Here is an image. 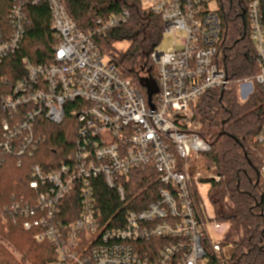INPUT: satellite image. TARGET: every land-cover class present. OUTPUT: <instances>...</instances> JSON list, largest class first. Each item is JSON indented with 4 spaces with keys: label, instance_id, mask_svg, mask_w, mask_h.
<instances>
[{
    "label": "built area",
    "instance_id": "2783aa9c",
    "mask_svg": "<svg viewBox=\"0 0 264 264\" xmlns=\"http://www.w3.org/2000/svg\"><path fill=\"white\" fill-rule=\"evenodd\" d=\"M6 1L11 26L0 28V63L24 40L30 24L26 5L47 4L58 44L50 65L24 60L26 77L12 94L0 97V171L6 156L21 159L38 151L45 141L36 135L39 120L78 122L69 160L51 173L33 166L34 202L23 199L10 208L24 217L26 231H38L35 241L55 247L53 264H229L235 251L225 242L229 226L217 222L208 199L207 181L219 178L208 170L211 145L196 132L193 115L202 96L232 84L221 64L215 0H142L161 17L164 34L176 39L169 51L151 54L154 77L141 75L156 83L151 102L141 82L126 77L98 44L130 19L129 10L82 30L63 0ZM246 12L258 73L241 82L245 99L255 85L264 91L261 0H251ZM256 143L264 177V125ZM136 171L151 181L144 209L142 195L129 184ZM98 181L119 203L108 219L99 204ZM0 219L7 222L1 206Z\"/></svg>",
    "mask_w": 264,
    "mask_h": 264
},
{
    "label": "trees",
    "instance_id": "16d2710c",
    "mask_svg": "<svg viewBox=\"0 0 264 264\" xmlns=\"http://www.w3.org/2000/svg\"><path fill=\"white\" fill-rule=\"evenodd\" d=\"M217 1L224 52L221 64L232 84L224 91L216 89L206 93L193 105L194 120L199 127L196 132L211 145V151L206 155L208 170L219 180L207 181L210 185L208 199L217 222L229 226L225 242L235 247L229 264H264V177L261 175V151L256 143V137L264 125V91L255 85L254 92L245 102L239 99L241 82L258 73L249 40L246 12L251 0ZM63 2L82 30L93 28L99 18L107 19L123 10L130 11L129 21L98 38V44L102 53L108 52L124 75L133 78L140 86L141 75L149 66L150 56L157 51L164 35L161 17L144 9L142 0ZM10 8L9 2L0 0V28L3 30L11 26ZM261 10L264 24V0H261ZM25 11L30 24L26 27L24 40L18 51L0 63V97L12 94L15 83L26 77L24 60L34 66L54 62L58 40L49 7L42 2L37 6L26 5ZM125 41L130 42L126 52L121 57L114 55L116 44ZM149 71L154 77L153 69ZM36 135L45 139L38 151L21 159L6 156L0 171V206L7 218L5 223L0 219V237L23 257V261L17 260L9 247L0 243V264H24V261L53 264L57 260L55 247L48 241H35L34 236L38 231H26L23 227L24 217L10 208L23 199L34 202L36 193L30 188L33 166L39 165L45 172L51 173L69 160L74 152L78 122L70 117L61 125L39 120ZM100 183L99 204L105 219H108L116 214L119 203ZM150 183L144 171H136L130 177L129 184L143 197L141 209L150 202L147 197ZM154 189L156 192V186ZM68 209H71V205H68ZM72 221L74 218L65 219L67 223Z\"/></svg>",
    "mask_w": 264,
    "mask_h": 264
},
{
    "label": "rangeland",
    "instance_id": "374dc122",
    "mask_svg": "<svg viewBox=\"0 0 264 264\" xmlns=\"http://www.w3.org/2000/svg\"><path fill=\"white\" fill-rule=\"evenodd\" d=\"M211 7H212V9H216L218 7V1L215 0V2L212 3ZM144 9H146V8H144ZM146 10H148V9H146ZM130 18H131V13H130ZM175 40L176 39H175V37L173 35L164 34L163 38L161 40V43H160V45L157 48V51L160 52V53L169 51L173 47V43H174ZM129 46H130V42L129 41H125V42L116 44V46H115V52L116 53L114 55H120V57H121V54L126 52V50L129 48ZM105 53L107 55H109L108 52L105 51ZM151 68L153 69L152 74L154 75L155 65L152 62H150V64L147 67V69L145 71H143V72L144 73L145 72H150L149 69H151ZM239 99H240V101L242 103L246 101L245 94H244V92L241 89H240V92H239ZM0 243L3 244L6 247H9V250L13 253V255L16 257L17 260L23 261L22 255L18 251H16L12 246H10L9 243L3 241L1 239V237H0ZM24 264H30V263L27 262V261L26 262L24 261Z\"/></svg>",
    "mask_w": 264,
    "mask_h": 264
},
{
    "label": "water",
    "instance_id": "95a60500",
    "mask_svg": "<svg viewBox=\"0 0 264 264\" xmlns=\"http://www.w3.org/2000/svg\"><path fill=\"white\" fill-rule=\"evenodd\" d=\"M140 82H141V85L147 89L148 99H149V102H151L153 95L158 92L156 83L152 79L150 80L142 79Z\"/></svg>",
    "mask_w": 264,
    "mask_h": 264
}]
</instances>
